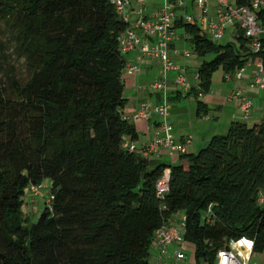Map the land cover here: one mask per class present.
Returning <instances> with one entry per match:
<instances>
[{"label":"trees","instance_id":"16d2710c","mask_svg":"<svg viewBox=\"0 0 264 264\" xmlns=\"http://www.w3.org/2000/svg\"><path fill=\"white\" fill-rule=\"evenodd\" d=\"M255 14L264 28V6ZM128 27L112 0H0V30L27 74H16L0 41V264H151L155 231L180 212L195 264H216L241 236L253 240V255L264 254V124L232 122L174 164L130 151L125 139L137 132L123 112L127 64L118 41ZM175 28L198 56L213 55L184 96L209 92L220 69L225 77L249 58L264 64V33L253 53L239 27L224 44L197 23L178 19ZM45 179L51 201L26 224L29 186Z\"/></svg>","mask_w":264,"mask_h":264},{"label":"crops","instance_id":"0c3cea01","mask_svg":"<svg viewBox=\"0 0 264 264\" xmlns=\"http://www.w3.org/2000/svg\"><path fill=\"white\" fill-rule=\"evenodd\" d=\"M233 2V1H232ZM169 3L176 12V17L172 22V39L169 42L168 57L185 72L186 79L197 85L198 69L203 61L210 60L213 55L207 54L203 57L198 56L191 47L189 36L181 29L175 28V21L178 19L185 20V16L199 17L204 16V22L207 16H213L216 13V1L209 0V10L207 15L196 5L195 0H144L143 8L137 0H129L126 6L128 23L134 25L139 18L155 19L160 9ZM141 8V12H140ZM201 27L207 32L205 23ZM230 31V32H229ZM140 36V42H147L150 45L156 43V34L154 32L146 34L136 29ZM231 34L228 42L235 41L238 33L237 27H228L225 33ZM208 36L211 35L207 32ZM185 51L190 55L186 56ZM127 65H137L139 72L129 74L123 72L122 79L124 82V96L126 104L124 115L133 123L137 132V138L132 141L126 138V142L135 145L140 150L156 134L161 132L162 117L157 114H151L150 119L133 118L132 116L140 107L141 101L148 100L152 106L166 103L168 105V121L172 126V136L176 142H183L187 136L192 137V143L188 145V153H196L204 147L211 137L215 134H223L232 122L240 121L249 125L264 124V90H252L249 88L250 73L253 67L245 75H241L235 80L237 71L232 74V78L225 79L224 72L219 80H212L209 92L201 100L196 99L193 95L177 97L178 91L174 84V79L178 73L177 69L163 70L162 62L158 57L142 56L136 48L129 50L124 54ZM251 64L257 59L249 58ZM213 79V75H212ZM154 80L165 81V89L158 90L152 87ZM239 85L244 93L252 100L253 108L248 118H244L233 100L228 99V95L235 87ZM199 101L202 102L198 108ZM150 160L163 162L165 164H174L177 162L178 155H169L165 150L159 153L149 155ZM169 173V169H166ZM179 215H183L180 212ZM181 220V219H180ZM179 220V221H180ZM176 224V222H171ZM177 244L173 243L170 249H174ZM184 249V242L181 243ZM152 258L156 260V250L152 249ZM258 264H264V260L257 261ZM254 264H257L254 262Z\"/></svg>","mask_w":264,"mask_h":264},{"label":"built area","instance_id":"2783aa9c","mask_svg":"<svg viewBox=\"0 0 264 264\" xmlns=\"http://www.w3.org/2000/svg\"><path fill=\"white\" fill-rule=\"evenodd\" d=\"M216 1V13L213 16H207V20L204 22V16L192 17L185 16V22L197 23L200 26L205 23L207 32L214 38L220 39L223 37L225 30L228 27H239L244 31V35L250 39L249 50L253 53L260 49V36L264 33V28L260 27L256 19V10H259L261 6H264L262 0H252L249 5L238 6L232 2V0H215ZM118 14L123 20L128 22V16L126 12V6L129 0H112ZM141 8H143L144 0H137ZM196 5L203 11L204 15H207L209 10V0H195ZM140 8V12H141ZM176 17V12L169 3L160 9L155 19L139 18L134 25H130L118 38L120 50L122 53H126L131 49L136 48L139 52V57L153 56L158 57L162 62L163 70L177 69L178 73L174 79V84L177 91L181 94H188L193 88L194 84L186 79L185 72L178 68L176 64L168 57L169 42L172 39V22ZM136 29L143 31L146 34L154 32L156 34V43L150 45L147 42H140V36L137 34ZM186 56L190 55L189 51H185ZM253 67V68H252ZM253 69L250 73L249 88L252 90H264V64L257 60L254 64L247 62L243 67L237 71L235 80L239 79L241 75H245L250 69ZM125 72L129 74H135L139 72L137 65H127ZM231 75H226L224 78H232ZM234 78V77H233ZM152 87L158 90L165 89V81L154 80ZM196 99H203L205 92L198 91L195 96ZM229 100H233L237 104L238 110L244 116L248 118L253 108L252 100L244 93V90L235 85L230 94ZM151 114H157L162 117L161 132L154 135L149 142L140 150L135 145L124 143L130 151H139L142 155L148 156L150 154L159 153L161 150H165L169 155H182L187 153V147L192 143V137L189 135L183 142H176L173 139L171 130L172 126L168 121V105L161 103L159 105L152 106L148 100L141 101L140 107L132 116L133 118L150 119ZM168 178L169 173L164 172L163 176L157 181L156 189L157 194L163 196L168 191ZM40 185H30L28 189V197L41 196ZM49 192V190H48ZM51 201L49 193L45 196V204ZM257 203L264 205V190H261L257 194ZM210 208L208 209V213ZM185 225V217L182 216L179 223L161 227L155 231L154 235V249L156 250L157 264H181L186 258L181 243L183 242L182 230ZM176 243L177 246L173 250L170 246ZM253 245L252 239L245 236H241L237 239L231 240L228 246L221 249L217 253L216 264H251L253 257ZM165 258L163 263L160 259Z\"/></svg>","mask_w":264,"mask_h":264},{"label":"rangeland","instance_id":"374dc122","mask_svg":"<svg viewBox=\"0 0 264 264\" xmlns=\"http://www.w3.org/2000/svg\"><path fill=\"white\" fill-rule=\"evenodd\" d=\"M229 32L224 33L223 37L220 39L214 38L213 36H211V39L217 44H224V43L228 42L229 39H231V37H232ZM0 41L2 42L3 47H4V52L7 55L6 61L8 63L14 65V67L16 69V74L19 77L25 78L27 76V74L25 71V65H24L23 58L18 57L14 53H12L14 43L12 42V40L9 38V36L7 34L3 33L2 29L0 30ZM190 48L191 47H189V49ZM221 75H222L221 70L216 71L213 74L212 80H215V81L219 80ZM49 183H50L49 179H45L43 181L41 189H40L41 196H39V197H32V196L28 197V195L25 196V199L22 203L21 210L23 213V218L26 219V224L27 223H34L39 218L41 211H42V209L46 203L45 202V196L48 194ZM181 218H182V215H179V213H177L171 217V222L179 223V220ZM183 242L185 244V247L183 249V253H184L186 258L181 262V264H195L193 244L190 242H186L184 240H183ZM259 260H264V254H254L252 257V260H251V264H254V262H256L258 264L257 261H259ZM164 261H165V258L160 259L161 263H163ZM149 262L151 264H157L158 263L157 258H156V260L152 258V253L149 257Z\"/></svg>","mask_w":264,"mask_h":264}]
</instances>
